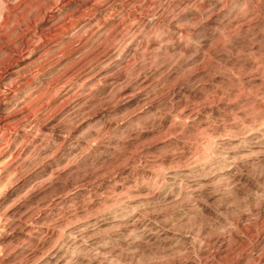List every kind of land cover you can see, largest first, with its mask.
<instances>
[{
  "label": "rangeland",
  "instance_id": "374dc122",
  "mask_svg": "<svg viewBox=\"0 0 264 264\" xmlns=\"http://www.w3.org/2000/svg\"><path fill=\"white\" fill-rule=\"evenodd\" d=\"M45 10L81 49L0 82V264H264V0Z\"/></svg>",
  "mask_w": 264,
  "mask_h": 264
},
{
  "label": "bare ground",
  "instance_id": "6f19581e",
  "mask_svg": "<svg viewBox=\"0 0 264 264\" xmlns=\"http://www.w3.org/2000/svg\"><path fill=\"white\" fill-rule=\"evenodd\" d=\"M64 1L65 3H70L72 0ZM0 4H4L7 7V10L0 14V82L2 79L9 82L20 81L25 75L24 72L29 66V63L26 62L28 57L25 54L31 51L30 49L32 48L29 30L33 24L36 25L38 34L43 36V43L40 44L41 49H32L35 52H32L34 62L45 64L48 57L44 58L43 56L47 51H55V53L62 56L70 57L81 49V46H75V40H72L68 34L72 27L71 22L63 27H60V25L58 28H54L55 25L50 24V21L57 17L46 13L45 4L52 6L54 0H47L45 3L41 1L35 3V0H0ZM25 11L26 14L22 16L21 13ZM45 13L46 17L44 16ZM73 13L75 15L78 14V18L83 15L80 9L74 10ZM60 46L65 49H60L62 48Z\"/></svg>",
  "mask_w": 264,
  "mask_h": 264
}]
</instances>
